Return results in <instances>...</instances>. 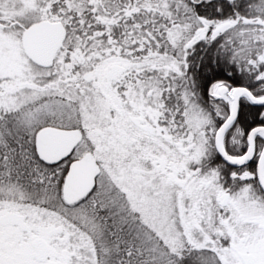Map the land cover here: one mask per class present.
<instances>
[{
  "label": "snow or ice",
  "instance_id": "snow-or-ice-1",
  "mask_svg": "<svg viewBox=\"0 0 264 264\" xmlns=\"http://www.w3.org/2000/svg\"><path fill=\"white\" fill-rule=\"evenodd\" d=\"M0 264H264V0H0Z\"/></svg>",
  "mask_w": 264,
  "mask_h": 264
}]
</instances>
